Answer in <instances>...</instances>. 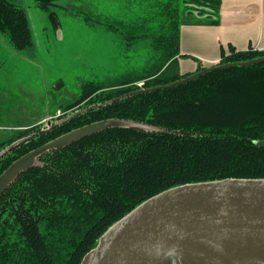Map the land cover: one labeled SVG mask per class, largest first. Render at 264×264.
Wrapping results in <instances>:
<instances>
[{"label":"trees","instance_id":"1","mask_svg":"<svg viewBox=\"0 0 264 264\" xmlns=\"http://www.w3.org/2000/svg\"><path fill=\"white\" fill-rule=\"evenodd\" d=\"M56 1L35 0L54 30L59 20L48 11ZM220 3L139 0L111 21L108 15L84 18L119 35L134 52L145 49V65L113 85L87 82L76 99L59 101L61 115L49 125L11 126L0 139V175L28 152L92 123L123 120L150 129L102 130L44 153L37 166L19 174L0 196V264H80L109 227L163 191L223 179H264V63L136 94L205 69L198 63L192 74L175 73L182 57L179 31L183 25H217ZM0 37L16 52L31 46L25 12L12 0H0ZM261 57L264 51L229 48L216 65Z\"/></svg>","mask_w":264,"mask_h":264},{"label":"water","instance_id":"2","mask_svg":"<svg viewBox=\"0 0 264 264\" xmlns=\"http://www.w3.org/2000/svg\"><path fill=\"white\" fill-rule=\"evenodd\" d=\"M260 63L264 57L215 65L136 94L174 88L211 71ZM115 127L150 129L123 120L75 129L15 160L0 175V196L19 174L37 166L44 153ZM80 264H264V179H223L163 191L109 227Z\"/></svg>","mask_w":264,"mask_h":264},{"label":"rangeland","instance_id":"3","mask_svg":"<svg viewBox=\"0 0 264 264\" xmlns=\"http://www.w3.org/2000/svg\"><path fill=\"white\" fill-rule=\"evenodd\" d=\"M138 1L57 0L48 11L59 20V29L54 30L48 13L40 11L35 0H12L25 12L31 46L16 52L0 37V139L20 122L54 120L61 115L56 111L59 101L76 99L89 81L113 85L125 74L137 75L149 53L145 49L134 52L119 35L84 18L108 15L111 21L120 16L123 6ZM181 56V60L197 62L191 56Z\"/></svg>","mask_w":264,"mask_h":264},{"label":"crops","instance_id":"4","mask_svg":"<svg viewBox=\"0 0 264 264\" xmlns=\"http://www.w3.org/2000/svg\"><path fill=\"white\" fill-rule=\"evenodd\" d=\"M218 21L215 26L180 27L179 54L197 62L179 58V75L194 73L198 63L203 68L218 64L229 48L264 51V0H221Z\"/></svg>","mask_w":264,"mask_h":264}]
</instances>
